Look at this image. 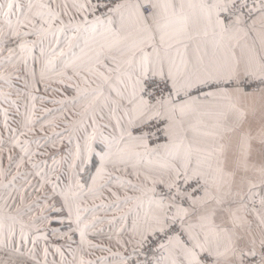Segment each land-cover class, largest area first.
I'll return each mask as SVG.
<instances>
[{
  "label": "snow or ice",
  "instance_id": "obj_1",
  "mask_svg": "<svg viewBox=\"0 0 264 264\" xmlns=\"http://www.w3.org/2000/svg\"><path fill=\"white\" fill-rule=\"evenodd\" d=\"M0 264H264V0H0Z\"/></svg>",
  "mask_w": 264,
  "mask_h": 264
}]
</instances>
